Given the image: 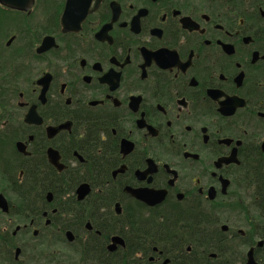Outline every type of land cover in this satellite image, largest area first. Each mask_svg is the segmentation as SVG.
Instances as JSON below:
<instances>
[{"label": "flooded vegetation", "instance_id": "obj_1", "mask_svg": "<svg viewBox=\"0 0 264 264\" xmlns=\"http://www.w3.org/2000/svg\"><path fill=\"white\" fill-rule=\"evenodd\" d=\"M45 233L79 263L264 262V0H0V264Z\"/></svg>", "mask_w": 264, "mask_h": 264}, {"label": "rangeland", "instance_id": "obj_2", "mask_svg": "<svg viewBox=\"0 0 264 264\" xmlns=\"http://www.w3.org/2000/svg\"><path fill=\"white\" fill-rule=\"evenodd\" d=\"M232 218L235 219V221L232 222V224H235V225L237 224L236 226L243 230L247 229L241 216L235 215V216H232ZM48 238H50V235L45 233L46 243L43 247V251L45 255L44 264H54L53 262H50L48 259V256H52V255H55V256L59 255L62 257L60 263L58 264H91V263L76 262V259H75L76 253L74 252L73 247H71L70 245L66 243H58L57 241L55 242L53 240H52V243H48L47 242L49 240Z\"/></svg>", "mask_w": 264, "mask_h": 264}, {"label": "water", "instance_id": "obj_3", "mask_svg": "<svg viewBox=\"0 0 264 264\" xmlns=\"http://www.w3.org/2000/svg\"><path fill=\"white\" fill-rule=\"evenodd\" d=\"M136 196L138 198H140L141 200H146V199H144L142 196H140L137 193H136ZM151 202H156V201H151ZM246 264H264V262H262V263L256 262L254 260V257H253V251H252V249H249V251L247 252V261H246Z\"/></svg>", "mask_w": 264, "mask_h": 264}, {"label": "trees", "instance_id": "obj_4", "mask_svg": "<svg viewBox=\"0 0 264 264\" xmlns=\"http://www.w3.org/2000/svg\"><path fill=\"white\" fill-rule=\"evenodd\" d=\"M95 264H98V263H95ZM110 264V263H109ZM112 264H116V263H112ZM124 264H132V263H124Z\"/></svg>", "mask_w": 264, "mask_h": 264}]
</instances>
